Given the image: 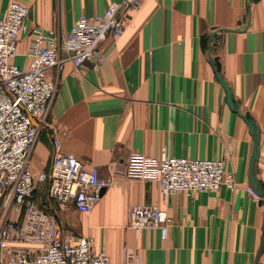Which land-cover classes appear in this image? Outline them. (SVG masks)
Wrapping results in <instances>:
<instances>
[{
	"label": "crops",
	"instance_id": "crops-1",
	"mask_svg": "<svg viewBox=\"0 0 264 264\" xmlns=\"http://www.w3.org/2000/svg\"><path fill=\"white\" fill-rule=\"evenodd\" d=\"M17 1L29 8L14 60L22 67L33 27L63 37L81 15L102 14L120 0ZM7 4L0 0V17ZM126 18L122 37L103 43L98 72L86 64L77 76L71 63L64 65L47 124L35 123L39 132L29 169L49 171L56 138L64 155L97 168L100 178L115 176L81 218L77 234L64 227L91 237L93 253L105 252L111 264L123 262L124 247L138 264H264V214L246 190L253 137L229 109L209 60L217 59L239 112L259 128L256 178L264 191L263 4L143 0ZM55 76L47 71L49 79ZM163 149L177 158L224 160L237 186L163 199L154 181L124 180L130 155L156 158ZM135 204L156 205L172 218L165 240L158 231L137 235L126 227V210ZM64 211L80 214L72 205Z\"/></svg>",
	"mask_w": 264,
	"mask_h": 264
},
{
	"label": "built area",
	"instance_id": "built-area-1",
	"mask_svg": "<svg viewBox=\"0 0 264 264\" xmlns=\"http://www.w3.org/2000/svg\"><path fill=\"white\" fill-rule=\"evenodd\" d=\"M264 6V0H259ZM143 0L109 3L102 14L81 15L63 37L39 26L30 30V42L22 67L20 35L26 30L29 8L8 0L0 17V264H111L103 251L93 253V239L62 227L47 210L39 207L35 193L47 184L50 200L72 205L88 215L115 180L99 176L97 168L86 169L77 159L64 155L58 139L52 140L53 153L47 173L29 169L31 152L38 138L37 125L47 124L58 91V78L66 63L77 76L84 65L98 72L105 61L102 45L108 37L120 39L126 15L137 11ZM56 76L47 77L48 70ZM123 178L127 181H154L161 196L175 193L214 192L222 187L234 190V175L224 160L177 158L165 149L156 158L130 155ZM264 214V197L247 185ZM172 218L156 205L135 204L126 210V227L135 234L158 231L166 239ZM121 264H138L132 250L123 248Z\"/></svg>",
	"mask_w": 264,
	"mask_h": 264
},
{
	"label": "water",
	"instance_id": "water-1",
	"mask_svg": "<svg viewBox=\"0 0 264 264\" xmlns=\"http://www.w3.org/2000/svg\"><path fill=\"white\" fill-rule=\"evenodd\" d=\"M215 33L211 34L208 41H212L214 38ZM206 39L202 38L201 45L205 46ZM211 51V49H210ZM210 64L214 70V73L216 75V79L223 88L225 95H226V103L229 107V109L237 114L247 125L249 134L253 137V149L252 154L249 161V167H248V184L252 187L253 191L258 194L264 196V191L261 189V184L256 178V171H257V159L259 155V128L256 125L254 119L250 117L247 113L241 114L239 112V105L238 102L234 99L233 93L231 89L228 87L224 79L219 75L220 67L218 64L217 59H209ZM32 123L35 125V122L32 120ZM104 190H102L103 193ZM264 246V225L262 227V239H261V247ZM260 254V251L259 253Z\"/></svg>",
	"mask_w": 264,
	"mask_h": 264
},
{
	"label": "rangeland",
	"instance_id": "rangeland-1",
	"mask_svg": "<svg viewBox=\"0 0 264 264\" xmlns=\"http://www.w3.org/2000/svg\"><path fill=\"white\" fill-rule=\"evenodd\" d=\"M23 39L25 40V38ZM35 197L41 209L47 210L53 216H56L60 225L62 227L68 228L72 232L74 231L76 233V228L80 226L81 218L87 216L84 214H78L73 211H69L68 213H66L64 211L66 206L60 205L48 198L46 183L42 185H38L36 187Z\"/></svg>",
	"mask_w": 264,
	"mask_h": 264
}]
</instances>
